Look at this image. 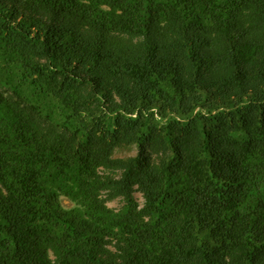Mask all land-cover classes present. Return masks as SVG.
Segmentation results:
<instances>
[{
	"label": "trees",
	"instance_id": "obj_1",
	"mask_svg": "<svg viewBox=\"0 0 264 264\" xmlns=\"http://www.w3.org/2000/svg\"><path fill=\"white\" fill-rule=\"evenodd\" d=\"M0 264H264V0H0Z\"/></svg>",
	"mask_w": 264,
	"mask_h": 264
},
{
	"label": "rangeland",
	"instance_id": "obj_2",
	"mask_svg": "<svg viewBox=\"0 0 264 264\" xmlns=\"http://www.w3.org/2000/svg\"><path fill=\"white\" fill-rule=\"evenodd\" d=\"M133 152H134L133 148L125 147V148L117 149L115 154L118 155V156L119 155L123 156V155L132 154ZM134 195H135L136 199L141 203L142 198H141L140 193L139 192H135ZM63 203L65 205H70V202L67 199H63ZM108 205L111 206V207L118 208L121 205V203H120L119 200H113V201L109 202Z\"/></svg>",
	"mask_w": 264,
	"mask_h": 264
}]
</instances>
